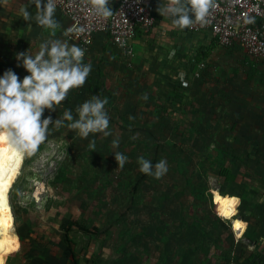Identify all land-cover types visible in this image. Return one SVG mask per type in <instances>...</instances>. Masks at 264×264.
I'll return each instance as SVG.
<instances>
[{"label":"rangeland","instance_id":"obj_1","mask_svg":"<svg viewBox=\"0 0 264 264\" xmlns=\"http://www.w3.org/2000/svg\"><path fill=\"white\" fill-rule=\"evenodd\" d=\"M3 44L0 74L11 68L22 78L16 48L12 54ZM162 59H146L127 80L99 74L96 83L71 89L56 110L45 109L53 119L65 108L75 117L83 101L107 97L110 135L53 129L18 174L0 176V264L264 257V61L223 56L215 66L207 59L201 76L192 62L183 86ZM114 152L128 157L123 168ZM138 156L165 159L167 173H141ZM234 221L245 226L240 237Z\"/></svg>","mask_w":264,"mask_h":264},{"label":"clouds","instance_id":"obj_2","mask_svg":"<svg viewBox=\"0 0 264 264\" xmlns=\"http://www.w3.org/2000/svg\"><path fill=\"white\" fill-rule=\"evenodd\" d=\"M109 3L110 0H88L92 13L101 18L113 15ZM32 5L34 14L29 11ZM56 7V0H27L19 9L25 21L34 20L49 32L50 38L42 40L34 53L27 49L15 54L17 67L27 72L22 78L11 68L0 74V175L6 178L18 174L20 163L36 153L53 129L66 127L81 138L94 133L110 135L107 97L93 95L83 101L75 108V117L67 108L55 119L44 115L45 109L56 110L71 89L83 86L92 70V65L84 62L85 49L69 39L55 38L59 27ZM212 7L214 0H161L156 10L161 16L169 15L172 25L183 30L196 22L206 23ZM83 31V27H69L63 35ZM118 144V139L112 140L113 147ZM89 147L94 148V143ZM114 154L118 168H123L128 157L121 152ZM137 163L141 173L157 179L168 171L165 159L153 163L138 156Z\"/></svg>","mask_w":264,"mask_h":264},{"label":"crops","instance_id":"obj_3","mask_svg":"<svg viewBox=\"0 0 264 264\" xmlns=\"http://www.w3.org/2000/svg\"><path fill=\"white\" fill-rule=\"evenodd\" d=\"M164 2L166 3L168 0H164ZM26 3L27 0H0V23H4V27L0 28V42H4L3 47L7 51H11L12 54L15 47L13 55L17 51L23 52L27 49L34 53L42 40L50 38L49 32L38 26L34 20L25 21L22 18L19 9ZM118 3L119 0H110L109 6L114 9ZM148 3L152 9L155 23L148 33L138 32L132 40V57L127 59L108 35H97L84 57V62L92 65V70L85 81L91 84L96 83L99 74H106L108 80L111 76H120L127 80L131 75L140 72L144 68L146 59L152 57L162 56L161 62L165 61L167 65H163L161 68L164 67L166 71L169 70L179 76L180 74L192 75L191 63L195 62V73L198 72L201 76L204 73L207 59L208 61H210L209 59L213 60V64L216 66L215 61L223 56L229 59L248 56L238 43L230 48H224L212 36H207L204 33L190 34L187 28L180 30L172 25L169 15L161 16L157 12L156 9L161 0H149ZM35 10L34 5L29 6L31 13L34 14ZM55 18L59 23L55 38L68 39V35L64 36L63 32L71 27L70 18L58 11L55 12ZM13 40L15 45H13ZM18 46L19 48H17ZM22 46L25 48L22 49ZM11 47L13 48L9 50ZM201 52L209 55L205 61L200 58Z\"/></svg>","mask_w":264,"mask_h":264},{"label":"built area","instance_id":"obj_4","mask_svg":"<svg viewBox=\"0 0 264 264\" xmlns=\"http://www.w3.org/2000/svg\"><path fill=\"white\" fill-rule=\"evenodd\" d=\"M148 1L119 0L108 18L94 15L88 0H56V11L70 18L71 27H83V32L69 33L68 39L85 49V55L97 35H108L129 59L137 33H148L155 23ZM187 30L190 34L212 36L224 48L238 43L257 61H264V0H214L206 23L196 22ZM187 79L188 75L180 74L183 86L188 84ZM228 264H264V257L245 260L232 253Z\"/></svg>","mask_w":264,"mask_h":264},{"label":"bare ground","instance_id":"obj_5","mask_svg":"<svg viewBox=\"0 0 264 264\" xmlns=\"http://www.w3.org/2000/svg\"><path fill=\"white\" fill-rule=\"evenodd\" d=\"M233 226L234 228H236L235 230L236 236L240 237L242 234H244L245 226L242 223H240V221H234ZM2 231H5V230H2ZM0 233H1V229H0Z\"/></svg>","mask_w":264,"mask_h":264}]
</instances>
